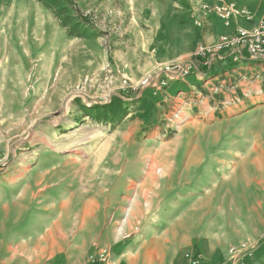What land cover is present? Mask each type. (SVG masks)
<instances>
[{
  "label": "rangeland",
  "instance_id": "374dc122",
  "mask_svg": "<svg viewBox=\"0 0 264 264\" xmlns=\"http://www.w3.org/2000/svg\"><path fill=\"white\" fill-rule=\"evenodd\" d=\"M201 1L0 0V234L12 259L15 220L39 197L54 201L56 242L70 233L55 264L103 223L137 231L166 216L180 217L188 264L232 248L247 250L235 264H264V60L194 62L221 36L195 25Z\"/></svg>",
  "mask_w": 264,
  "mask_h": 264
},
{
  "label": "crops",
  "instance_id": "0c3cea01",
  "mask_svg": "<svg viewBox=\"0 0 264 264\" xmlns=\"http://www.w3.org/2000/svg\"><path fill=\"white\" fill-rule=\"evenodd\" d=\"M232 1L250 10L253 14V19L248 21L244 18H240L232 22L229 26L218 23L221 21L217 18L208 19L206 20L207 25L205 24L203 28L208 27L207 32L213 35V39L224 33L231 32L237 25L252 27L256 25L264 15V0ZM213 22L217 24L212 27L211 24ZM226 51L230 52L231 55L234 54L236 57H238L237 54H240L245 59L242 63L246 65H248L249 62L254 63V60L250 58L248 52L244 49ZM244 54L248 55V57L245 58ZM219 55L220 54H217V58L220 57ZM215 58L216 57H213V60ZM20 200L22 199L20 198ZM40 200L39 197L32 198L30 202L31 206L29 207L32 210L31 214L25 219L15 220L14 227L16 229L14 239L15 242H18L14 247L15 257L13 256V259L7 254V252L11 251V244L6 234H0L1 236L3 235L0 239V264H37L38 262L47 264V261H50V264H55L54 257L57 255V252L65 251L64 248H59L58 244H65L69 236L68 234L70 233L68 231H62L61 234L66 233L67 235L62 242H56L57 233L55 229L57 224L54 201H49V199H47L48 206L40 207ZM49 203L51 205H49ZM97 207L95 209H98ZM106 207L107 205L104 203L103 209ZM0 208H4L5 210L7 207ZM22 208V206H18L15 207V210L21 211ZM115 209L116 210L112 212L114 213V217H118L123 208L116 207ZM90 210L91 211L86 210L84 213L85 216L82 218L84 221L81 225L82 227L92 226L91 222L88 221H92L93 217H97L95 216L94 208ZM63 214L64 213L61 215ZM2 216H7V211L6 213L3 212ZM179 219L180 217L172 219L171 216H166L164 217V223L151 224L147 222L148 224L144 223L137 231H132V226H127L125 227L126 231H122V228H117V222L116 224H114V222L108 224L103 223L100 230H88L85 234L79 236L81 247L83 245L86 251H83L80 255L78 254L79 257H75L73 260L63 257V259L59 260L61 261L59 264H79L83 262L88 264L89 260L86 259V256L89 255L88 257H90L102 248L110 250V257L107 264H188L187 260L184 258V252L186 251L183 247V243L185 244V240L188 239V236H185L180 222L181 220ZM104 221H106V219ZM15 236L18 238H15ZM24 251L38 254L36 257L32 258L34 261H28V258L22 256V252ZM40 253L46 254L41 255Z\"/></svg>",
  "mask_w": 264,
  "mask_h": 264
},
{
  "label": "built area",
  "instance_id": "2783aa9c",
  "mask_svg": "<svg viewBox=\"0 0 264 264\" xmlns=\"http://www.w3.org/2000/svg\"><path fill=\"white\" fill-rule=\"evenodd\" d=\"M192 15H194L193 21L195 25L199 28L205 19L217 18L223 20L226 24H229L233 18L237 17H244L248 21L253 19V14L250 10L238 7L235 3L228 0L201 1L199 8L192 10ZM233 49L246 50L252 60H264V15L259 23L251 28L238 27L231 33L222 34L213 51L206 45L200 43L195 54L201 58L202 64L208 65L209 61L207 57L212 53ZM239 55L237 54V56ZM194 67V64H191L187 69H184V74H188ZM241 252L245 253L247 250L243 249ZM241 252L232 248L227 261L217 262L215 264H235ZM109 257L110 250L102 248L98 253L90 256L89 264H107ZM199 262L197 259L193 260L191 264H199Z\"/></svg>",
  "mask_w": 264,
  "mask_h": 264
},
{
  "label": "trees",
  "instance_id": "16d2710c",
  "mask_svg": "<svg viewBox=\"0 0 264 264\" xmlns=\"http://www.w3.org/2000/svg\"><path fill=\"white\" fill-rule=\"evenodd\" d=\"M194 60V62H196L197 64H200L202 61H201V58H194L193 59Z\"/></svg>",
  "mask_w": 264,
  "mask_h": 264
}]
</instances>
